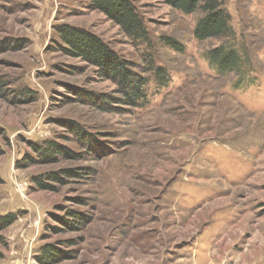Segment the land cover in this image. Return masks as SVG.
<instances>
[{
	"label": "rangeland",
	"instance_id": "obj_1",
	"mask_svg": "<svg viewBox=\"0 0 264 264\" xmlns=\"http://www.w3.org/2000/svg\"><path fill=\"white\" fill-rule=\"evenodd\" d=\"M222 1L250 61L224 76L202 54L227 39L197 41L198 11L131 0L148 33L135 42L87 0H0V216L15 217L0 232V264H37L47 245L69 251L57 264H264V0ZM62 25L101 37L147 76V105L100 112L74 100L69 87H115L54 48ZM146 59L165 68V81ZM62 119L95 135L97 148L87 151ZM46 141L82 158L40 160L28 142ZM77 167L87 175L53 191L33 182ZM64 210L87 224L57 229L52 215Z\"/></svg>",
	"mask_w": 264,
	"mask_h": 264
},
{
	"label": "trees",
	"instance_id": "obj_2",
	"mask_svg": "<svg viewBox=\"0 0 264 264\" xmlns=\"http://www.w3.org/2000/svg\"><path fill=\"white\" fill-rule=\"evenodd\" d=\"M163 2L185 15H190L196 11L200 13V18L193 30V37L197 41L227 39V42L221 46L202 54V59L212 69V74L224 76L230 70L238 71L240 67L238 69L233 67L240 58L244 61L241 66L250 64L247 56L235 43V37L228 25L230 17L222 8V0H163ZM87 4L89 8L97 10L108 21L116 25L122 34L131 40L136 42L147 39V29L131 0H87ZM55 36L57 41L54 48L58 52L93 66L95 68L94 73L99 80L110 81L115 87L113 91L115 95H105L77 87H69V93L74 97V100L87 104L100 112H114L118 108L124 107L139 109L147 105L146 86L148 77H144L140 74L142 72L138 73L134 70V65L114 51L109 43L101 37L83 28L70 25L56 27ZM165 41L175 51L182 53L184 50L183 46L172 42L170 38H166ZM7 46L6 43L0 42V51L6 50ZM145 62L148 67L147 72L158 82L162 83L166 80L167 74L164 67L160 65L154 67L152 59H146ZM211 77L212 79L220 78H214L212 75ZM25 96H27L26 93ZM58 124L66 132L74 134L79 142L84 141L83 146L87 151L93 147L97 148L98 144L96 143L99 142L95 135L87 132L77 122L62 119ZM28 143L37 157L47 163H55L59 159L78 160L82 158L79 153H75L68 147L54 141H46L42 144ZM87 143H89V149ZM86 155L90 154L87 152ZM85 175L87 173L82 168H69L48 173L43 176L44 178H36L33 182L40 190L53 191L54 185L64 184L70 178H84ZM79 204L83 205V203ZM63 212L64 217L52 215V219L62 225V227L57 226V229L77 231L88 222L85 214L67 210ZM14 219L15 217L11 214L0 216V232L8 227ZM69 244L75 245L71 242ZM69 254V251H64L54 245H47L39 251L36 261L37 264H57L66 260Z\"/></svg>",
	"mask_w": 264,
	"mask_h": 264
}]
</instances>
